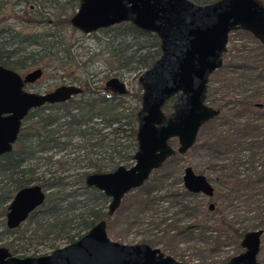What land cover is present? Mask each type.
Masks as SVG:
<instances>
[{
	"label": "trees",
	"instance_id": "trees-1",
	"mask_svg": "<svg viewBox=\"0 0 264 264\" xmlns=\"http://www.w3.org/2000/svg\"><path fill=\"white\" fill-rule=\"evenodd\" d=\"M190 1L206 4L214 0ZM19 2L28 3L23 11L27 22L40 25L42 30L21 35L0 28V65L19 73L29 66L42 70V61L51 57L68 70L80 67L71 48L77 42L75 34L84 35L68 23L77 0ZM4 32L6 39H1ZM85 36L95 38L97 44L105 40L99 51L107 55L109 69L114 71L112 77L118 79L123 72L141 73L159 55L157 37L129 22ZM248 36L252 45L243 44L230 55L226 49L223 54L222 64L215 70L221 75L220 87L212 89L208 79L205 100L217 114L200 128L189 149L202 153L205 165L197 173L204 175L213 188V209L195 201L198 194L184 190L180 168L167 171L179 159L177 154L152 171L140 187L131 190L135 192L136 214L156 211L163 202L173 206V215L158 221L165 227L159 245H164V239L171 235L170 249L163 246L169 254L159 250L176 260L172 255H183L175 248L178 236L208 234L214 244L228 239L240 248L245 227H264V45ZM30 46L37 49L26 51ZM89 53L88 56L95 55ZM85 80H75L79 83L76 85L81 84V93L28 111L12 149L0 155V220L16 190L35 184L44 191L41 205L18 227L7 229L2 222L0 242L12 255L48 253L79 238L100 220L105 221L106 231L110 227L108 197L86 187L84 176L132 164L140 92L134 93L138 105L126 106V94L118 95ZM217 92L221 93L218 97ZM209 216L213 220H208ZM260 229L263 233L264 228ZM41 245L46 248L43 252L38 248ZM227 259L196 264H225Z\"/></svg>",
	"mask_w": 264,
	"mask_h": 264
},
{
	"label": "water",
	"instance_id": "water-1",
	"mask_svg": "<svg viewBox=\"0 0 264 264\" xmlns=\"http://www.w3.org/2000/svg\"><path fill=\"white\" fill-rule=\"evenodd\" d=\"M24 1V0H21ZM121 22L154 34L159 55L136 78L140 102L135 113V151L132 164L117 165L107 172H90L84 185L108 197L106 214L113 215L123 196L140 187L153 170L172 155H183L195 143L200 128L216 116L206 102L209 76L222 64L228 34L249 33L264 45V4L262 0H214L196 4L190 0H77L69 25L89 34ZM37 67L22 76L0 65V155L16 141L22 119L31 109L60 103L81 93L74 84L36 93L23 89L39 79ZM103 86L126 94L124 83L109 77ZM170 101L168 111L164 105ZM176 140L173 148L171 141ZM185 191L211 197L213 188L202 174L185 166L181 172ZM44 200L35 184L16 190L6 205L4 223L14 229ZM213 204L208 203L211 210ZM262 230L246 231L239 241L241 251L225 264H260L256 256ZM0 264H194L163 254L146 243L124 244L109 239L100 220L74 241L40 255H12L0 245Z\"/></svg>",
	"mask_w": 264,
	"mask_h": 264
},
{
	"label": "rangeland",
	"instance_id": "rangeland-1",
	"mask_svg": "<svg viewBox=\"0 0 264 264\" xmlns=\"http://www.w3.org/2000/svg\"><path fill=\"white\" fill-rule=\"evenodd\" d=\"M0 5H2V9H0V28L4 29V31L9 28L11 31H15L22 35L42 30L40 25H32L27 22L23 11L27 8L28 3L24 4L23 2H17V0H0ZM247 34L250 35L249 33ZM247 34H245V31L241 30H235L229 33L226 43L228 55L232 53V50L238 49L243 44L246 46L252 45L251 39ZM79 35L75 34L77 42L74 41L71 52L74 54L75 60H77L76 62H78L80 67H74L68 70L67 67L59 66L61 64L54 59L52 60L51 57H47L42 61L43 68L40 79L27 86V90L33 92H46L60 84L70 81L74 83L77 78L80 80L87 79L85 81H89L91 85L103 86L104 81L113 76L114 71L109 69L110 65L107 63V55L99 51L100 48L104 47L105 40L101 44H97L95 38ZM2 37L1 39H6L5 32L2 33ZM33 49H35L33 46L25 48L26 51ZM90 51L94 52L95 55L91 54V56H88ZM89 59L90 61L88 62L87 60ZM83 62H85V65H82ZM33 68V66L26 67L20 73L24 74ZM138 75L139 74H133L131 72H123V75H118L120 76L119 79L124 82L127 91V94L124 96L123 105H138L134 98V93L141 92L136 81ZM219 80H221L220 72H213L209 76V86L212 89H217L220 87ZM74 84L79 83L75 82ZM78 86L81 87V84ZM220 94L221 93L217 92L215 96L218 97ZM164 111H168V108L164 109ZM171 146L173 148L177 146L176 140L171 141ZM201 154L202 153L199 151L187 150L183 155H180L176 164L174 163L167 168V171H174V169L180 168L182 172L185 166H189L197 173L202 170L205 165ZM151 174H153V172H151ZM134 193L133 191L126 193V195L123 196V201L120 206L115 210L113 215H111L110 227H108L106 231L107 236L113 241L124 244H128L129 242L151 244L158 249L162 248L164 253L169 254V251L163 249V246L166 245V249H170L168 242L171 241L172 238L170 239L171 235H169L166 237L167 240L164 239L165 244L162 246L161 244L159 245V238L162 237L161 231L165 227L164 223L159 224L158 221H162L163 217L172 216L174 211L173 206L169 204V202H163L159 203V207L156 208V211H146L141 214H136L133 206V202L135 201ZM195 201H199L205 206H208L209 202L212 204L215 202L213 198L205 197L201 194H198ZM130 206L131 208L129 209ZM207 219L213 220V216H209ZM2 222L4 223V218L0 220V227ZM245 228L249 231L264 227ZM177 239L179 243L175 248L177 251L182 252L183 255H181V257L172 256L178 260L194 264L201 262L211 263L212 261L220 262L241 251V248H237L235 243L228 239L226 241L220 239L219 245L218 243H212V240L208 238V234H205V236L193 234L192 237L183 235L181 237L178 236ZM153 243H155V245ZM38 248L41 249L40 252L46 250L42 245ZM210 249L213 250L211 251ZM256 259L260 264H264V231L261 234L260 247Z\"/></svg>",
	"mask_w": 264,
	"mask_h": 264
},
{
	"label": "flooded vegetation",
	"instance_id": "flooded-vegetation-1",
	"mask_svg": "<svg viewBox=\"0 0 264 264\" xmlns=\"http://www.w3.org/2000/svg\"><path fill=\"white\" fill-rule=\"evenodd\" d=\"M18 1H21V0H17V2ZM25 1V0H24ZM263 2V1H262ZM264 4V3H263ZM29 8H31V5H29ZM235 31V30H234ZM232 32V31H231ZM82 34V33H81ZM83 35H87V34H83ZM229 35V34H228ZM256 40V39H255ZM32 70V69H31ZM19 73V72H18ZM21 76L23 75L22 73H19ZM42 74V73H41ZM41 77V76H40ZM40 79V78H39ZM39 79H37V80H35L34 82H32V83H26V84H24L23 85V89L24 90H26V91H29V90H27L26 88H27V86H29V85H31V84H33V83H35L36 81H38ZM123 82V81H122ZM124 83V82H123ZM64 84H74V83H71V82H68V83H64ZM104 84V83H103ZM60 85H62V84H60ZM74 85H76V84H74ZM59 86V85H58ZM78 86V85H77ZM80 87V86H79ZM55 88V87H54ZM53 88V89H54ZM81 88V87H80ZM102 88L103 89H105V90H108V91H111V92H114V91H112V90H110V89H108V88H105L104 86H102ZM53 89H51V90H53ZM51 90H48V91H51ZM48 91H46V92H48ZM29 92H33V91H29ZM127 92V91H126ZM36 93H44V92H36ZM114 93H116V92H114ZM117 94V93H116ZM127 94V93H126ZM119 95V94H118ZM125 95V94H124ZM159 169V168H158ZM157 170V169H156ZM154 171V170H153ZM24 222V221H23ZM5 224V223H4ZM21 224V223H20ZM19 224V225H20ZM18 225V226H19ZM17 226V227H18Z\"/></svg>",
	"mask_w": 264,
	"mask_h": 264
}]
</instances>
